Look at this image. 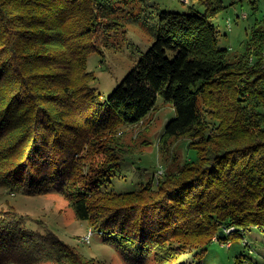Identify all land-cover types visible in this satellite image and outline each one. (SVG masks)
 <instances>
[{
  "label": "trees",
  "instance_id": "16d2710c",
  "mask_svg": "<svg viewBox=\"0 0 264 264\" xmlns=\"http://www.w3.org/2000/svg\"><path fill=\"white\" fill-rule=\"evenodd\" d=\"M140 1L0 0V187L55 189L126 264H176L222 228L230 230L220 242L264 230V28L254 25L229 59L211 21L221 0L202 13L161 12L153 23L133 6ZM138 19L155 38L104 97L87 58L121 48L126 22ZM159 97L174 109L159 144L188 136L196 157L155 187L106 189L128 155L114 135ZM24 216L0 210V264H92L56 234L25 229ZM234 264L253 263L241 253Z\"/></svg>",
  "mask_w": 264,
  "mask_h": 264
},
{
  "label": "rangeland",
  "instance_id": "374dc122",
  "mask_svg": "<svg viewBox=\"0 0 264 264\" xmlns=\"http://www.w3.org/2000/svg\"><path fill=\"white\" fill-rule=\"evenodd\" d=\"M209 1L143 0L133 6L152 12L153 21L150 23H153L165 11L187 12L190 6H194L196 11L202 13ZM221 1L223 7L211 21L217 29L219 45L227 49L228 58L232 59L245 50L254 25L264 28V0H254L255 11L252 9L253 0ZM211 2L215 4V0ZM126 23L127 39L121 48H103V55L92 52L87 58L86 69L93 71L97 77L92 85L104 97L111 93L155 38L153 29L143 26L144 20H128ZM173 117L172 106L159 97L155 107L142 120L125 125L116 132L114 137L119 139V149L128 155L122 156L113 176L104 182L106 189L117 192L137 190L150 180L155 187L167 174L177 173L185 163L196 157V150L190 146L192 140L188 136L173 137L165 147L159 144L166 122ZM10 207L25 215L22 222L25 229L56 234L75 246L78 252L92 258V264H126L119 251L103 241L97 228L74 216L68 201L55 189L29 195L0 187V210ZM89 229L93 235L89 243H84L83 237ZM221 230L226 235L228 229ZM219 236V232L218 235H212L208 246L187 249L176 264H234L235 257L241 253L249 254L253 264H264V234L259 228L251 227L230 242H220ZM245 243L247 246H244ZM202 251L203 256L198 258ZM38 264L55 263L44 261ZM145 264L155 262L152 257H147Z\"/></svg>",
  "mask_w": 264,
  "mask_h": 264
},
{
  "label": "built area",
  "instance_id": "2783aa9c",
  "mask_svg": "<svg viewBox=\"0 0 264 264\" xmlns=\"http://www.w3.org/2000/svg\"><path fill=\"white\" fill-rule=\"evenodd\" d=\"M229 230H230V229H229ZM229 230H227V232H228ZM263 234H264V230H263ZM92 235H93V232H92L91 229H89L88 232H87V233L84 235V237H83V242H84V243H89Z\"/></svg>",
  "mask_w": 264,
  "mask_h": 264
},
{
  "label": "water",
  "instance_id": "95a60500",
  "mask_svg": "<svg viewBox=\"0 0 264 264\" xmlns=\"http://www.w3.org/2000/svg\"><path fill=\"white\" fill-rule=\"evenodd\" d=\"M219 234L221 237H224V231L223 230L219 231Z\"/></svg>",
  "mask_w": 264,
  "mask_h": 264
}]
</instances>
